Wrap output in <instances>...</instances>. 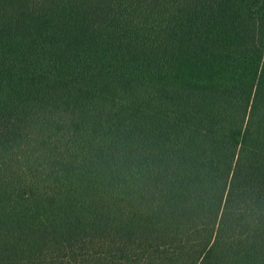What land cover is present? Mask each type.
<instances>
[{"label":"trees","instance_id":"trees-1","mask_svg":"<svg viewBox=\"0 0 264 264\" xmlns=\"http://www.w3.org/2000/svg\"><path fill=\"white\" fill-rule=\"evenodd\" d=\"M0 264H264V0H0Z\"/></svg>","mask_w":264,"mask_h":264}]
</instances>
